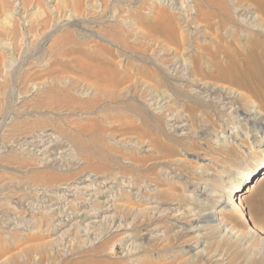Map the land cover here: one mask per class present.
I'll list each match as a JSON object with an SVG mask.
<instances>
[{
    "label": "rangeland",
    "instance_id": "obj_1",
    "mask_svg": "<svg viewBox=\"0 0 264 264\" xmlns=\"http://www.w3.org/2000/svg\"><path fill=\"white\" fill-rule=\"evenodd\" d=\"M15 2L0 0V123H9L0 146L15 145L0 155V216L12 219L0 220V264H264V178L256 168L264 124L241 120L255 107L228 100L234 89L227 84L210 85L223 91L207 94L190 77L183 64L205 58L191 41L204 43L208 30L181 20L199 5L221 16L216 6L223 4L239 22L228 28L258 31L264 42L258 0ZM167 14L186 30L180 49L160 31ZM225 46L235 52L229 36ZM218 61L226 63L222 55ZM46 128L70 146V137L82 140L73 150L78 168L71 157L64 171L42 167L29 154L24 137ZM83 171L96 183L118 184L110 210H100L105 198L62 197L66 187L87 183H75ZM247 172L244 214L230 208L234 199L222 208L225 190ZM41 198L59 199L70 222L57 225ZM81 211L89 218L80 224ZM211 211L223 224L196 229L205 222L193 213L202 221ZM99 215L116 218L114 226ZM88 221L98 224L87 228Z\"/></svg>",
    "mask_w": 264,
    "mask_h": 264
},
{
    "label": "bare ground",
    "instance_id": "obj_2",
    "mask_svg": "<svg viewBox=\"0 0 264 264\" xmlns=\"http://www.w3.org/2000/svg\"><path fill=\"white\" fill-rule=\"evenodd\" d=\"M16 1L17 2H15L13 5L14 6L20 5V0H16ZM256 6L260 11V13L264 15V3L262 2V0H258ZM185 7L186 8L189 7V4L186 3ZM200 7L201 6L199 5L194 8L195 12L193 13V16L189 12V14L191 15L190 19H184L182 17L181 20L183 23L191 22L192 24L195 25H198L200 22H203L204 25L207 27L208 31L204 29L202 30V33H204V37L206 38V39L204 38L205 39L204 43H197V42L194 43V41H191V45H195L196 47H200L202 50H205L204 52L205 58L200 59L194 56L191 59L192 64L190 65L183 64V67L185 66L186 70L189 72L190 77L194 79V81L200 82V85L199 84L198 85L202 90V92H206L208 94L210 92L223 91L222 88L220 87H216V86L209 87L210 85H214L216 83L227 84L228 86H230V88H233L234 94H232L231 97L226 96L228 100L229 98H236L238 99V101L244 103L246 107L249 106L255 107L244 112L245 117L241 118V120L242 121L244 120L243 121L244 123L255 122L258 125L264 124V42L260 40L261 38H259V32L257 31L253 35L251 33L238 35L235 29L231 27L228 28L226 22H231L232 24L235 25H238L239 22L232 17L230 9L227 8L226 5L220 4L216 6L218 7L217 9H219L221 12V16H217V17L212 16L207 11H202ZM158 14L160 15L159 12ZM214 18H216L217 20H215ZM160 31L163 33L167 42L169 44H173L177 49H180L183 46V44L187 42L186 30L181 28V26L177 25L174 22L171 14H169L166 17L165 24L164 26H162ZM228 36L231 38V41L235 46V52L229 50L227 46H225V44L228 43ZM214 44L220 47L215 50L213 48ZM241 44H243L246 48L244 52L240 49ZM221 55L225 57V62H226L225 64H221V62L218 61V57L220 58ZM33 85L34 86H32V89L39 87L37 83H34ZM236 91H238V94H235ZM231 110H233L234 113H238L240 108L232 107ZM243 122H240V124H242ZM8 124L9 123L6 122V120H4L0 123V128L6 131L9 128L7 127ZM182 126L183 125H180V127ZM230 135L232 134L230 133ZM236 135L237 134L234 132L233 137H237ZM25 137L23 144L27 146L26 149H28L30 155H34L37 157V160L39 161V164L42 167H49V168H54L57 171H64L68 168L67 164L65 163L68 162L67 159L70 157H71L70 160L71 164L69 163L70 166L73 168L79 167L81 162L78 159L73 158V150L75 149V147H79V148L82 147L83 145V142H81L82 140L79 141L76 137H70L71 138L70 142L73 145L70 146L67 143H65V140L59 139L58 135H55L54 132L49 128L44 129L43 132L39 131L38 134L34 133L33 135H28ZM13 146L15 145H13L12 143L5 145L2 144V146H0V155H4L2 153L5 152L11 153L12 152L11 147ZM17 150H19L17 153H21L20 148ZM23 151L24 149L22 150V152ZM256 168L263 170L261 174L262 176L261 178H264V157H262V159L258 162ZM255 170H252L251 173ZM248 175H250V172L242 174L239 178L235 180V182H232L228 190H225L228 195L226 196L227 199H223V198L221 200L219 199L220 201L222 200L226 201V205L222 206V208L230 207L227 203L231 199L232 200L234 199L236 200V203L234 202L235 203L234 206L230 208H234L235 211H239L240 212L239 215L244 214V200L246 199V198L244 199V197L247 196V195L245 196L244 193L249 190V187H247L249 185L247 183L251 178ZM93 176L94 174L89 171H83L79 173L75 179V183L77 184H84L85 182L87 183L83 187H73V188L66 187L65 193L64 195H62V197L73 196L74 193L76 194L81 193L85 196L86 195L88 196L87 198H85V200L89 202H95L99 198L100 199L105 198L102 201L98 200V202L103 203V205L100 208L101 211L104 212L108 211L112 206L110 202L114 199V196L111 197V190L114 188V186H117L118 184L115 181H113L111 178H104L103 181H99V183H96L97 181L95 178H93ZM257 180L259 181L260 179ZM96 186H98L99 189L96 188ZM88 191H92V193L88 194L89 193ZM206 191L207 189L201 187L200 192L205 193ZM68 192H73V194L67 195ZM98 193L99 196H96ZM233 194H236V197H234ZM66 200L67 197H65V199H63L62 201L65 203ZM38 201L44 202V205L45 203L49 202V205H47L45 209H47V212L50 213L55 218V220L59 221L57 225L59 226L66 225L68 222H70L69 219L71 217H68L66 211L67 209L63 210L59 199L54 202L53 200L50 201L45 198L44 199L41 198ZM32 207L37 208L39 207V205L35 203V205H33ZM219 214L221 213L216 211H211L205 216H203L205 218L204 220L201 221V216L199 212L193 213L194 215L193 220L205 222L203 225L200 224L197 225L196 229L208 227L212 223L223 224V222L218 217ZM63 216H67L69 219H63ZM76 216L79 217L78 222L81 224L84 220H87L89 218L88 217L89 212L81 211L79 214L76 213ZM109 217L110 216L107 215L102 216L101 217L102 219L100 220L102 221L103 219H107L106 220L108 222L107 224H110L112 228V226H114L116 222V218L114 217L109 218ZM0 220H8L9 222L6 224L9 225L10 223H12L11 221L12 219H9V217H2V215L0 216ZM65 221H67V223ZM97 224L98 221H90L89 223L85 224V226L87 228L90 227L92 228L95 225L97 226ZM71 225H73V223H71L70 226ZM89 232L91 231L89 230Z\"/></svg>",
    "mask_w": 264,
    "mask_h": 264
}]
</instances>
